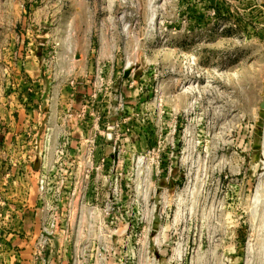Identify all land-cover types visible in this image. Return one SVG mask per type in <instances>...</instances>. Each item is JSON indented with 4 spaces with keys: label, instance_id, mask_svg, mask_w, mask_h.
Returning a JSON list of instances; mask_svg holds the SVG:
<instances>
[{
    "label": "rangeland",
    "instance_id": "obj_1",
    "mask_svg": "<svg viewBox=\"0 0 264 264\" xmlns=\"http://www.w3.org/2000/svg\"><path fill=\"white\" fill-rule=\"evenodd\" d=\"M34 73L91 92L85 133L31 126ZM30 173L42 259L264 264V0H0V264Z\"/></svg>",
    "mask_w": 264,
    "mask_h": 264
},
{
    "label": "crops",
    "instance_id": "obj_2",
    "mask_svg": "<svg viewBox=\"0 0 264 264\" xmlns=\"http://www.w3.org/2000/svg\"><path fill=\"white\" fill-rule=\"evenodd\" d=\"M38 55V56H37ZM37 57H34V60L37 62H41L42 60V54H36ZM68 75H61L59 76L62 79V82H67L68 86H63L62 85H53L52 82L47 78V76L44 74H38L34 73L32 77V81L35 82L37 85H42L44 86V92H42V99H43V105L44 107H40L38 109L35 108L34 113V118L31 113V126L35 129L38 130L39 124L42 125V120L48 119L51 121V119L55 118L56 120L58 119V123L61 124V127L63 130L68 131L69 134L67 135H72V130L74 135L76 133H85L87 129H85V126L88 122V117L93 116L94 114H97V109L102 111L103 109L97 107L95 109H91L90 103L88 101L89 96H90V91L87 89H84V85H82L79 89L80 91H76L74 94L67 93L65 88L69 87V83L72 81L69 80L67 77ZM49 81V82H48ZM71 81V82H70ZM74 81V79H73ZM47 83V84H46ZM88 85V84H87ZM86 86V84H85ZM83 87V88H82ZM115 92H117V88L114 89ZM70 96L73 98L72 101H70ZM119 96L114 95V105L118 102ZM68 100V102H66ZM79 105L77 108L76 105ZM126 104V103H124ZM120 108V107H119ZM119 108L112 107L111 112L108 114L107 122H108V129L110 134L112 130L114 129L112 126L116 124V117H121L120 114L118 113ZM128 110L127 107H125V110ZM61 110V111H60ZM84 113H86L85 117L86 119H82L84 116ZM124 115V114H122ZM41 120V123H40ZM87 120V121H85ZM44 129L45 132L49 131V129H52L53 127L49 122L44 121ZM96 123V121L94 122ZM93 123V124H94ZM51 126L52 128H49ZM94 126H96L94 124ZM118 127V124L116 125ZM115 126V129H116ZM25 127V124H24ZM27 127V126H26ZM41 127V128H43ZM71 131V132H70ZM46 145L49 144V140H46ZM38 144V142H36ZM114 155H112L113 157ZM34 157L37 159V154L34 155ZM33 157H31V160ZM40 173H30V180L31 183L29 184H23L20 189V193H27L29 195L28 198L23 200V210L24 214L20 220V227L17 235H13L12 241H13V247L16 248V245L20 247L22 250L20 251V255H17L19 260L17 262H21L22 259H30V262H25L26 264H57L56 258H53L52 252L50 255H45V258L42 259L41 253L39 254V251L36 247V243L38 239L40 238V233H41V227H42V220L43 216L41 215L42 208L41 204L43 203V198H41L40 193H42L43 190L47 189V187H39L38 185V179ZM46 175L45 177L48 179V177L51 179L54 175V173H42ZM70 179V177H68ZM20 188V187H19ZM43 197V196H42ZM19 226V225H18ZM68 236V235H66ZM64 236V237H66ZM51 257L53 260L51 261ZM48 258V261L45 260ZM50 258V259H49ZM40 259L43 261L41 262Z\"/></svg>",
    "mask_w": 264,
    "mask_h": 264
},
{
    "label": "water",
    "instance_id": "obj_3",
    "mask_svg": "<svg viewBox=\"0 0 264 264\" xmlns=\"http://www.w3.org/2000/svg\"><path fill=\"white\" fill-rule=\"evenodd\" d=\"M132 75V70L130 68H127L124 72V79H129ZM116 162L118 160V156H115Z\"/></svg>",
    "mask_w": 264,
    "mask_h": 264
}]
</instances>
